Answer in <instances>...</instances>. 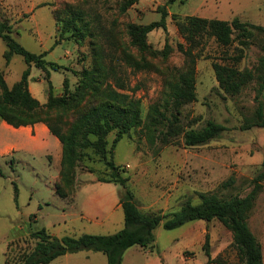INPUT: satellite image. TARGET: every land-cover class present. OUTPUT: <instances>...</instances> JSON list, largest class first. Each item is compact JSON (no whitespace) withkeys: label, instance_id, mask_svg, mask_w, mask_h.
<instances>
[{"label":"rangeland","instance_id":"374dc122","mask_svg":"<svg viewBox=\"0 0 264 264\" xmlns=\"http://www.w3.org/2000/svg\"><path fill=\"white\" fill-rule=\"evenodd\" d=\"M9 1L0 0V21L11 25L12 37L30 53L51 52L44 60L59 67L58 71L47 68L48 77L47 72L31 68L28 85L39 102L46 99L47 78L53 94L62 96L64 80L68 82L67 89L73 92L82 69H89L100 59L115 68L126 92L141 102L143 118L152 106L169 116L164 109L168 83L186 70L188 59L179 45L187 46L176 21L187 16L222 21L237 18L264 27V0H176L171 5H166L168 0H139L125 11H122L124 0H34L44 8L33 16L16 7L12 13L4 11L3 2ZM162 6H166L168 14L166 31L150 32L147 43L156 51L168 43L169 56L166 60L147 58V68L134 70L123 58L130 53L139 59L130 46L127 26L158 21ZM75 12L81 14L86 25L82 37L73 28L64 31V22ZM236 48L243 50L237 68L255 70L264 56V34L253 31L244 47L234 42L227 53L238 55ZM5 49L0 39V71L7 85L12 86L27 66L20 56H14L6 66ZM222 51L212 39H205L193 50L197 56L196 101L184 105L178 117V126L186 130H200L208 121L223 125L226 131L219 138L191 148L185 147L182 135H178L165 145L160 141L159 131L138 128L124 136L112 152L120 175L128 178L127 186L145 215H171L188 200L199 204L200 193H213L224 199L242 198L253 189L254 179L263 169L264 128L239 129L243 118L251 117L257 105L255 80L236 96L224 94L212 69L213 62H221ZM60 122L65 131L72 118L65 115ZM13 132H6L1 144L16 142L25 147L10 148L4 157L0 156V264H20V257L35 244L30 233L42 228L56 238L83 234L110 236L123 229L122 210L110 213L111 202L119 200L122 190L118 185L104 182L109 179V172L97 157L91 154V160L77 163L73 185L64 191L65 198H58L55 185L61 160L58 161L55 144L60 143L50 135L47 147L30 145L22 129ZM113 139L112 132L107 137L108 150ZM230 178L233 183L224 187L222 184ZM261 185L247 226L261 245L264 263V180ZM205 235H208L210 264H242L232 245L231 232L217 220L189 222L174 230L159 225L154 230V243L146 248H129L121 264H207L202 250ZM67 255L50 264H108L99 252Z\"/></svg>","mask_w":264,"mask_h":264},{"label":"trees","instance_id":"16d2710c","mask_svg":"<svg viewBox=\"0 0 264 264\" xmlns=\"http://www.w3.org/2000/svg\"><path fill=\"white\" fill-rule=\"evenodd\" d=\"M139 0H124L122 11L136 4ZM176 0H168L171 5ZM160 19L147 25L129 24L127 34L130 46L133 47L139 59L128 53L124 61L134 70L148 67L147 58L161 57L166 60L170 53L168 43L161 51L153 50L147 43V35L156 30L166 31V6L160 8ZM70 20L64 22V31L75 29V34L82 37L85 23L79 12L71 13ZM79 23L81 24L79 26ZM177 29L186 43V48L179 45L180 51L187 57V67L177 80L168 83L169 93L164 101L165 112L158 107L149 108L145 118L142 117V106L126 92L123 79L116 74L115 68L107 66L97 59L89 69H82L78 74L79 83L70 92L67 80L63 81V94H53L52 85L48 82L47 101L40 104L30 93L28 78L30 68L35 67L47 72L48 69L58 71L53 62H46V52L33 54L22 47L13 37V29L7 21H0V39L5 45L3 58L8 66L14 56L22 57L26 69L19 81L9 87L0 71V120L14 129L33 126L38 123L46 125L49 133L61 145V168L59 179L55 185L58 198H65L64 191L73 185L74 171L77 163L91 160V154L109 172L105 183L118 185L121 188L119 204L123 213V229L110 236H95L83 234L77 237L65 236L56 238L46 229L31 232L30 238L35 241L31 251L20 257V264H50L57 258L80 251L102 253L108 264H121L122 256L131 247L146 248L154 241V230L162 225L165 230H174L186 223L202 221L209 223L217 220L231 232L232 245L242 264H264L260 243L249 230L247 220L264 180V166L254 179L253 189L244 197L219 198L213 193H200L199 204L186 201L178 211L171 215L143 214L134 200L132 191L127 186L128 178L122 177L119 167L113 161V150L122 138L132 130L144 128L149 131H159L160 141L168 145L173 136L182 135L185 147H198L208 144L221 136L226 128L223 125L208 121L200 130L182 129L178 126V117L184 105L196 101L195 94V61L193 50L199 48L205 39H212L223 51L221 62H213L212 69L218 88L228 96L238 95L245 87L256 84V108L249 118H243L239 129L249 130L253 127L264 128V56L260 58L255 70H240L237 64L242 59L243 50L236 48L238 55L230 56L227 51L237 42L244 47L253 31L263 33L264 27L241 22L234 18L231 21L205 19L187 16L176 21ZM57 42L54 43V46ZM112 81V82H109ZM68 115L72 122L64 131L61 118ZM114 133L111 148L108 150L107 137ZM232 178L223 183L228 187ZM68 194V193H67ZM202 250L211 263L208 235ZM7 264V262H5Z\"/></svg>","mask_w":264,"mask_h":264},{"label":"crops","instance_id":"0c3cea01","mask_svg":"<svg viewBox=\"0 0 264 264\" xmlns=\"http://www.w3.org/2000/svg\"><path fill=\"white\" fill-rule=\"evenodd\" d=\"M40 4L41 3H35L34 0H19L18 2L16 0L14 3H12V0H10L9 2H3V8H4V11H8V13H12L15 11L14 7H16L17 10H19V11L22 10V11H24L23 13H25V14L29 13V14H32L31 16H33L37 10L44 8V7H40L39 6ZM37 6H39L40 8H37ZM19 14H21V13H19ZM43 52L47 53L48 51H43ZM43 52H41V53H43ZM47 54H51V52L47 53ZM31 68H30V71H31ZM4 79H5V77H4ZM9 87H11V86H9ZM28 88H29L31 95L35 98V95L33 93L32 88L29 85H28ZM47 90H48V88H47ZM45 94H46V96H45L46 99L44 101L39 102L40 104L46 103L47 91ZM19 129H22L23 133H25L26 136H28V140H29L30 145H36V146H41V147H47L49 145V142H50L49 137L51 134L49 133V130L46 127V125H44L42 123H38V124H35L33 126L20 127ZM15 130H17V129H14L11 126L7 125L5 122L1 121V123H0V145L2 147V149L0 147V156L1 157H4L8 153V150L10 148L15 149V150H23V148L25 147V145H23L21 143H16V142L4 143V145L1 144L5 140L6 132H13ZM55 148H56V151L58 154V161H60L61 160V154H62L60 144H55ZM110 208H111L110 213L121 209V206L119 204V200L116 199V201H112ZM137 208L140 210V208L138 206H137ZM62 257L67 258L68 255H65Z\"/></svg>","mask_w":264,"mask_h":264}]
</instances>
